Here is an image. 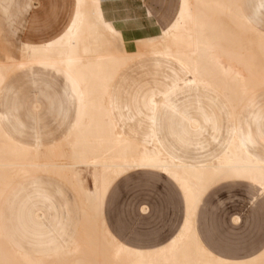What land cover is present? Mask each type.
Returning a JSON list of instances; mask_svg holds the SVG:
<instances>
[{"label":"bare ground","instance_id":"1","mask_svg":"<svg viewBox=\"0 0 264 264\" xmlns=\"http://www.w3.org/2000/svg\"><path fill=\"white\" fill-rule=\"evenodd\" d=\"M179 8L170 29L157 41L145 43L141 50L135 42L125 41L122 54L85 60L79 53L84 29L78 15L74 43L66 58L35 61L24 57L15 64L13 60H0V87L13 71L31 65L46 66L68 79L78 102L72 132L60 145L48 150L42 162L38 161V150L17 145L0 127V198L15 181L40 171L68 183L82 209L81 228L72 250L53 260L33 259L9 247L0 234V264H264V253L246 263L218 259L202 246L195 230L201 198L220 182L245 181L264 190V163L251 157L236 135L215 161L187 165L168 157L155 138L150 146L131 141L117 131L109 116L107 95L114 77L129 62L146 55L174 61L191 77L187 85L218 92L235 114L248 97L264 88V34L241 15L237 0H181ZM161 100L153 101L155 110ZM136 169L168 175L185 198L186 219L181 232L156 252H138L119 245L101 218L110 184ZM85 176L91 179V189L85 186Z\"/></svg>","mask_w":264,"mask_h":264},{"label":"crops","instance_id":"2","mask_svg":"<svg viewBox=\"0 0 264 264\" xmlns=\"http://www.w3.org/2000/svg\"><path fill=\"white\" fill-rule=\"evenodd\" d=\"M173 1L175 0H85L84 2L81 0H32V6L27 11L29 3L21 0L20 5H23L24 13L18 27V38L22 42L20 50L29 60L51 61L66 58L74 43L73 37L78 15L82 17L84 29V34L79 38V53L85 60H93L105 54H122L125 41L135 42L137 49L141 50L145 43L160 39L174 24L173 20L177 19L180 12L181 0L177 1L172 20L167 16L170 14ZM237 5L241 15L253 29L264 34V31L254 27L260 22V16L264 11V0H237ZM246 6H250V9L248 10ZM127 12H130L131 16H126ZM135 19L143 20L149 28L148 32L141 28V33L144 35L132 37L118 30L117 27L122 25L121 23H128V21L132 23ZM132 62L135 64L130 66ZM134 66L136 69L145 71L149 78L148 81L142 83L131 76L130 73L134 71H131V67ZM25 68L52 70L60 74L66 84L67 102L73 106V122L58 142L47 148L43 153L46 155L48 150L60 145L72 132L77 121V96L73 86L61 72L40 65ZM124 70H130V73H123ZM189 78L191 79L183 67L169 59L146 55L129 62L118 71L107 95L109 116L117 131L135 143L148 144V146L153 144L155 138L168 157L187 165H206L215 161L225 153L236 135L247 153L255 160L264 163V155L256 151L257 146L264 145V117L258 106L257 91L242 103L235 114L221 94L204 86L187 85ZM4 83L5 81L0 87V93ZM178 95L182 96L181 100L177 98ZM161 98L155 110L153 101ZM5 121H7L5 115L0 113V127L3 132L17 145L28 148L29 146L12 138L4 124ZM29 149L38 150L41 154L39 145L35 148L29 147ZM61 154L64 157L66 155L63 147ZM140 171L158 173L167 178L178 189L183 205L182 220L174 235L164 244L148 245L143 248L133 247L118 240L107 226L103 212L111 186L128 174ZM60 180L64 181L61 178ZM231 181L248 183L238 180ZM13 184L0 198V234L9 247L23 256L38 260H53L67 250H72L82 222L81 204L72 187L69 186L75 195L74 205L77 207L75 217L78 216L79 220L74 226L75 235L69 242L64 241L63 244H57L53 240L43 239L41 231L42 229L45 231L48 227L44 223L45 214L40 210L21 207L11 214L17 221L28 219L32 223L29 228L26 227L22 232L19 231L26 235L31 233L32 237L34 231L36 251L27 253L21 250L18 244H11L7 237V190ZM248 184L257 189L259 196H264V190L262 191L254 184ZM206 193L199 202L194 221L196 234L202 246L214 257L234 263H246L263 255L264 248L250 257L232 259L215 254L207 246L201 238L198 227L199 206ZM11 199L16 201L18 194H11ZM25 199L27 202L38 199L48 201L49 197L36 189ZM67 205L66 203V207ZM65 214V219L69 220V211H65ZM60 216L62 218L64 215H57L58 221ZM101 218L107 232L119 245L138 252H156L167 247L181 232L186 219L185 198L178 184L168 175L151 169H136L120 175L110 184L103 199ZM234 221L237 222L236 219ZM61 231L65 233L64 229Z\"/></svg>","mask_w":264,"mask_h":264},{"label":"rangeland","instance_id":"3","mask_svg":"<svg viewBox=\"0 0 264 264\" xmlns=\"http://www.w3.org/2000/svg\"><path fill=\"white\" fill-rule=\"evenodd\" d=\"M22 1L29 3L28 11L32 0ZM177 1H173L167 16L170 19L174 16ZM20 4L21 0H0V60H13L14 64L25 57L18 38V27L24 13ZM246 7L250 9V6ZM130 14L127 12L125 15ZM121 24L118 30L132 37L144 35L141 28L149 29L141 19ZM254 27L264 31V11ZM132 70L131 73L130 70L123 73H130L142 83L148 81L144 70L135 66L131 67ZM66 91L60 74L38 68L13 71L2 87L0 113L6 117L7 131L19 143L32 148L39 145V162L43 161L42 155L47 148L58 142L73 122V106L67 102ZM177 98L181 100L182 96ZM256 98L264 117V89L257 91ZM256 149L264 155V145ZM84 178L85 186L91 189L90 177ZM36 189L49 200L27 202V195ZM11 194H18V199L12 200ZM74 200L75 195L69 185L53 174L37 171L15 182L7 190V237L11 244H18L27 253L36 251L34 231L33 237L31 233L19 232L32 223L28 219L17 221L11 216L21 207L45 214L44 223L48 229L41 231L45 241L69 242L75 235L74 226L79 220L78 216L75 217L77 207ZM65 211H69V220L65 219ZM103 212L107 226L118 240L143 248L164 244L174 235L182 220L183 205L178 189L167 178L158 173L140 171L128 174L111 186ZM60 214L64 216H60L58 221L56 217ZM198 227L203 241L217 255L232 259L255 255L264 248V196H259L257 189L248 183L220 182L206 193L199 206Z\"/></svg>","mask_w":264,"mask_h":264}]
</instances>
